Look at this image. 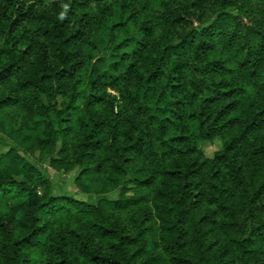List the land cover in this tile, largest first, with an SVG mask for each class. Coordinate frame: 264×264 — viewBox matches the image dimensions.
<instances>
[{
    "label": "trees",
    "instance_id": "trees-1",
    "mask_svg": "<svg viewBox=\"0 0 264 264\" xmlns=\"http://www.w3.org/2000/svg\"><path fill=\"white\" fill-rule=\"evenodd\" d=\"M0 130L121 191L0 149V264H264V0H0Z\"/></svg>",
    "mask_w": 264,
    "mask_h": 264
},
{
    "label": "rangeland",
    "instance_id": "rangeland-1",
    "mask_svg": "<svg viewBox=\"0 0 264 264\" xmlns=\"http://www.w3.org/2000/svg\"><path fill=\"white\" fill-rule=\"evenodd\" d=\"M153 7H155V3H150ZM152 7V8H153ZM152 14V12H150ZM102 55L98 56L94 62L98 59L102 58ZM105 69L102 67V70ZM109 94L115 95V93L110 89L107 91ZM11 126H16V124H12ZM14 137H17L19 132L17 130H13ZM0 149L3 152H8L11 148H16L19 155L22 156L26 161L32 164L49 182L52 184V194L54 197H68L78 199L83 201L89 205L97 206L101 200H108V201H117L120 197L121 191L118 190L114 193L109 195L100 197V196H90L81 193L76 185V179L81 174L79 169L75 171L65 174V173H58L52 169L51 166V159L44 158L41 154L40 150H33L31 149V143L25 142L23 145L14 142L12 137L8 136L7 133H4L0 130ZM223 143L220 139H216L211 143H207L201 148L202 152L205 154L206 157L209 159H213L215 154L222 150ZM62 145L61 143L58 144L57 153L61 150ZM159 224V223H158ZM45 238H43V242Z\"/></svg>",
    "mask_w": 264,
    "mask_h": 264
}]
</instances>
